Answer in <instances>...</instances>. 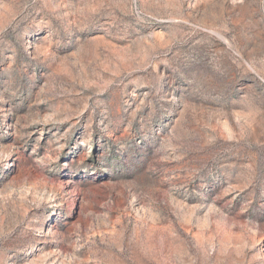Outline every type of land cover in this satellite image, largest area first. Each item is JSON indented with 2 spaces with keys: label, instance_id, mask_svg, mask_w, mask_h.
I'll list each match as a JSON object with an SVG mask.
<instances>
[{
  "label": "rangeland",
  "instance_id": "obj_1",
  "mask_svg": "<svg viewBox=\"0 0 264 264\" xmlns=\"http://www.w3.org/2000/svg\"><path fill=\"white\" fill-rule=\"evenodd\" d=\"M0 264H264V0H0Z\"/></svg>",
  "mask_w": 264,
  "mask_h": 264
}]
</instances>
